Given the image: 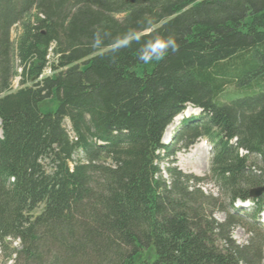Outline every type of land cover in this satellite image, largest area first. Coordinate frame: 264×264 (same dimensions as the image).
Returning <instances> with one entry per match:
<instances>
[{"label":"trees","instance_id":"1","mask_svg":"<svg viewBox=\"0 0 264 264\" xmlns=\"http://www.w3.org/2000/svg\"><path fill=\"white\" fill-rule=\"evenodd\" d=\"M189 105L216 196L163 179ZM0 123V264H263L264 0H0Z\"/></svg>","mask_w":264,"mask_h":264},{"label":"rangeland","instance_id":"2","mask_svg":"<svg viewBox=\"0 0 264 264\" xmlns=\"http://www.w3.org/2000/svg\"><path fill=\"white\" fill-rule=\"evenodd\" d=\"M20 27H14L12 30V40L15 41L20 34ZM146 32H144L145 34ZM50 70L48 69L45 72V76L50 75ZM14 88H18V80L14 82ZM40 110L43 113L55 112L58 108V102L53 99H47L46 101L40 103ZM201 109L189 105L187 109L176 117L174 121L168 126L163 136V143L169 144L173 143L174 150H181L177 153L176 157L166 158L162 162V169L166 171V167H176L178 171L182 173L185 177H188L189 186H198L201 187L204 191L212 195H218V188L212 183L207 182L210 177L211 170V158H212V149L213 143L206 138H200L195 136H187V138H180L181 134L185 132V126H182L183 121L192 117H199L201 115ZM65 126L68 130H71V125L68 120L65 121ZM236 140V139H235ZM235 142V141H234ZM187 148V149H185ZM190 156V165L182 163V159ZM175 159V160H174ZM207 159V164L205 165V160ZM174 160V163H172ZM182 163V164H181ZM167 183L172 182V177L169 178L168 174L163 173V179ZM223 205L227 206V201L221 200ZM40 211V210H39ZM214 218L219 222H224L226 216L221 210L214 211ZM243 223L246 224V229L254 230V234H249L246 229H243L240 226H237L232 230V237L237 244L240 246L248 245L249 241L253 239L255 233L259 234L260 237L264 238V226L251 221L249 218H243ZM261 222H264V214L260 218ZM264 243V242H263ZM264 255V249L262 250ZM5 261V258L4 260ZM6 264H12L11 262H6ZM264 264V258H263Z\"/></svg>","mask_w":264,"mask_h":264},{"label":"clouds","instance_id":"3","mask_svg":"<svg viewBox=\"0 0 264 264\" xmlns=\"http://www.w3.org/2000/svg\"><path fill=\"white\" fill-rule=\"evenodd\" d=\"M164 49H167L168 47H171L173 50H175V42L171 39H169L164 45ZM161 55L163 54V51L160 53Z\"/></svg>","mask_w":264,"mask_h":264},{"label":"bare ground","instance_id":"4","mask_svg":"<svg viewBox=\"0 0 264 264\" xmlns=\"http://www.w3.org/2000/svg\"><path fill=\"white\" fill-rule=\"evenodd\" d=\"M189 119V118H188ZM1 124V123H0ZM178 153V152H177ZM190 156H188L187 158H184V159H182V163H184V164H187V165H190L189 163H190V158H189ZM207 159L205 160V165L207 164ZM181 163V164H182ZM262 188H264V187H261V188H256V189H254V190H259V189H262Z\"/></svg>","mask_w":264,"mask_h":264},{"label":"water","instance_id":"5","mask_svg":"<svg viewBox=\"0 0 264 264\" xmlns=\"http://www.w3.org/2000/svg\"><path fill=\"white\" fill-rule=\"evenodd\" d=\"M263 192H264V188L252 191V196L259 197V196H261L263 194Z\"/></svg>","mask_w":264,"mask_h":264}]
</instances>
